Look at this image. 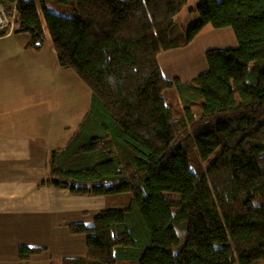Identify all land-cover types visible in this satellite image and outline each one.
<instances>
[{
	"label": "trees",
	"instance_id": "trees-1",
	"mask_svg": "<svg viewBox=\"0 0 264 264\" xmlns=\"http://www.w3.org/2000/svg\"><path fill=\"white\" fill-rule=\"evenodd\" d=\"M0 3L15 8L13 32L29 35L26 46H44V23L59 64L90 88L87 112L49 152L45 182L77 195L131 194L90 225L69 223L86 233V252L62 264H264V0H200L183 33L172 28L187 0ZM206 25L231 27L229 60L207 49L205 70L166 78L158 55ZM171 87L181 117L162 95ZM192 145L201 159L220 148L203 173L189 168ZM43 249L19 244L18 256Z\"/></svg>",
	"mask_w": 264,
	"mask_h": 264
},
{
	"label": "crops",
	"instance_id": "crops-1",
	"mask_svg": "<svg viewBox=\"0 0 264 264\" xmlns=\"http://www.w3.org/2000/svg\"><path fill=\"white\" fill-rule=\"evenodd\" d=\"M38 11L41 15L39 8ZM43 26L47 41L50 34L44 23ZM202 31L189 44L167 51L175 53L187 48ZM212 32L211 29L206 34ZM28 41L29 35L26 33L0 34V264H33V257L36 260L45 258L46 264H62L64 257H75L64 255L62 247L53 248L52 253L45 256L42 254L48 252L47 247L40 246L44 249L21 259L18 246H35L31 241L37 231L38 216H41V224L57 225L60 234L67 236L61 226L69 223V214L77 213L79 208L84 212L85 206L92 203L93 207H104L105 199L104 195L73 194L45 182L49 152L62 147L79 122H67V107L63 105L66 69L59 64L52 41L45 46L46 52L42 51L43 47L26 46ZM236 45L233 43L230 47L214 48L220 54V51ZM50 51L56 57L54 65ZM159 63L168 79L192 78L183 76L187 72L181 71H170L175 74L166 76L160 60ZM54 116L58 119L56 125L50 123ZM90 198L96 201L91 202Z\"/></svg>",
	"mask_w": 264,
	"mask_h": 264
},
{
	"label": "rangeland",
	"instance_id": "rangeland-1",
	"mask_svg": "<svg viewBox=\"0 0 264 264\" xmlns=\"http://www.w3.org/2000/svg\"><path fill=\"white\" fill-rule=\"evenodd\" d=\"M200 0H187L186 6L183 11L178 14L175 18V23L172 28V31H179L181 33L185 32L188 25L195 20L198 19L199 15L195 10L197 4ZM61 12L60 10H57ZM65 10L62 9V12ZM213 30L212 33L206 34L208 31ZM231 31V33L229 32ZM13 32V31H11ZM10 32V33H11ZM222 32L223 34H218ZM217 33V34H216ZM27 34V33H26ZM203 34V36H201ZM232 35V36H231ZM50 35L47 38L45 45L43 46L42 51H47ZM236 45V39L232 32V30L227 28H213L210 25L205 27L202 33L195 39V41L190 44L187 48L180 49L179 52H169L164 51L161 52V55L158 56V59L163 66V70L166 76H170L171 74L181 72H187L183 76H192L194 77L199 72L205 70L207 68V63L204 57V52L207 49H211L214 47H230L231 44ZM53 54L52 51H50ZM220 56L223 58V61L229 60L231 55L225 50L220 51ZM49 58V57H47ZM56 57L53 54V62L54 65ZM64 68V67H63ZM65 70V78L63 80V85H66V93H63V105L67 107V122L68 124L78 123L82 116L87 112L90 105L91 92L89 86L77 75V73L72 68H64ZM175 72V73H170ZM184 78V77H183ZM65 89V87L63 86ZM162 95L166 99V102L172 107L173 113L176 117H181L184 113L182 108L181 101L177 94V91L174 87L165 88L162 91ZM52 125H56L58 123V119L52 118L50 120ZM77 127V126H76ZM75 127V128H76ZM74 128V130H75ZM73 130V131H74ZM72 131V132H73ZM71 132V134H72ZM70 134V135H71ZM69 135V136H70ZM69 138V137H68ZM57 149L53 148L52 150ZM220 151V148H217L208 158L201 159L197 147L195 145L187 148L189 168L197 173H203L210 165L212 160L216 157L217 153ZM165 196L177 198L179 193L175 192H165ZM131 198L130 193H123L117 195L104 196V203L102 206L104 207H122L129 203ZM91 202L96 201V199L90 198ZM85 201H89L86 199ZM94 203L90 204V206H85L84 212L79 208V211L74 214H69L68 220L69 223H78L83 222L85 225H90L92 223V218L99 209L104 207H93ZM86 210V211H85ZM88 210V211H87ZM42 219L41 216H38L37 220V231L34 235V239L31 241L35 246H46L48 252H44L42 255L47 256L48 253H52L53 248L62 247V253L66 256H78L83 255L86 251V233H72L69 229V223L67 225L63 224L61 227L63 233L66 235H61V230L58 229L57 225L52 224H41ZM57 235V239L55 236ZM61 235V236H60ZM58 237L62 238L61 240ZM184 240V236L181 238V243ZM62 243H61V242ZM178 247H175V250ZM32 258L33 264H46L47 260L45 258ZM129 263V262H125ZM141 264V263H140Z\"/></svg>",
	"mask_w": 264,
	"mask_h": 264
},
{
	"label": "built area",
	"instance_id": "built-area-1",
	"mask_svg": "<svg viewBox=\"0 0 264 264\" xmlns=\"http://www.w3.org/2000/svg\"><path fill=\"white\" fill-rule=\"evenodd\" d=\"M15 17V8L7 10L0 3V34L10 33L14 30Z\"/></svg>",
	"mask_w": 264,
	"mask_h": 264
}]
</instances>
